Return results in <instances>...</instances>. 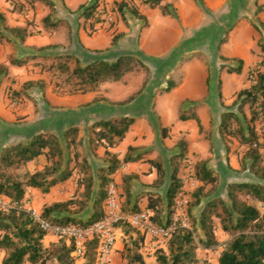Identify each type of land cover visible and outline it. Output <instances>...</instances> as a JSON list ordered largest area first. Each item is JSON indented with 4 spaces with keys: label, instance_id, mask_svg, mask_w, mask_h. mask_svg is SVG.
I'll return each instance as SVG.
<instances>
[{
    "label": "trees",
    "instance_id": "1",
    "mask_svg": "<svg viewBox=\"0 0 264 264\" xmlns=\"http://www.w3.org/2000/svg\"><path fill=\"white\" fill-rule=\"evenodd\" d=\"M33 3L36 0H28ZM50 8L51 13L44 17L48 23L55 10L53 0H41ZM151 8H158L163 15L179 20L177 8L170 2L163 0H143ZM100 0L85 5L81 15L87 20L92 19ZM15 8L22 10L23 2L13 0ZM115 9L127 18L143 19L147 25V17L139 7L130 0H116ZM264 12V4L255 2V16ZM252 25L262 37V31L255 20ZM0 25L23 40L26 28L7 26V18L0 11ZM228 35L220 40L225 42ZM115 39V38H114ZM261 39V38H260ZM115 42V40L113 41ZM261 59L250 71L251 83L241 89L233 104L244 114V107L248 105L250 117L244 123L234 111L225 110L221 115L219 134L229 149L230 140L234 139L239 148H243L240 157L242 170H249L264 181V43H259ZM194 56V55H193ZM36 56L25 58L11 57L10 62L15 65H26ZM44 60L36 64L42 72H46L53 90L59 94H79L97 91L101 84L122 80L125 75L135 71H143L145 77L138 91L119 103H129L141 94L148 85L152 70L142 59L133 54H122L114 60L96 59L84 63L74 53L64 52L54 57H42ZM222 59H227L225 56ZM238 66L226 67L230 73H241L243 59L236 58ZM8 69L0 65V76L7 75ZM49 83L43 79H30L22 83L21 88L13 91L11 99L18 97L31 98L34 93L45 94ZM222 81L219 80L218 96L222 106L228 108L223 101L221 90ZM177 86L173 78L168 80L167 86L161 87L160 92H170ZM98 100V99H97ZM181 120L194 119L199 130L203 124L196 110L180 111ZM136 119L130 116H115L108 119H97L89 126L88 135H82L80 127H68L63 133V139L51 130L41 129L26 139L9 143L0 151V195H3L21 206L31 188H37L43 193L63 184L76 175V190L74 195L64 201H57L44 205L42 216L53 223L89 226L105 215V202L108 186L114 180L113 175L123 163L138 160L132 157L133 147H129L123 160L113 151L124 140L126 134ZM162 137L167 136L168 127L160 123ZM179 152L171 157L172 175L166 198L154 192H147V210L150 218L158 225L170 223L174 213L175 198L183 186L181 165L188 155L189 143L181 138L177 141ZM104 148L102 158L107 162L105 167L97 170L99 189L93 197L94 174L88 159V153L98 157V150ZM240 150V149H239ZM39 165L33 170L29 165ZM152 168H156L158 177L156 185L164 182L165 171L159 159H151ZM196 173L200 185L192 193L189 204L190 227L174 231L172 237L164 247L155 249V264H213L198 254L200 247L214 249L221 246L217 264H264V183L251 181L230 182L226 186L225 195L216 192L219 186V175L209 164V158L196 162ZM132 175H125L121 184V199L123 208L128 212L140 211L137 196L131 204ZM123 196V197H122ZM92 206V213L87 219L78 214ZM202 205L199 216L194 215V209ZM123 232V248L121 250L125 264H147L142 248L146 234L130 223L123 221L117 225ZM220 231L228 235L221 242L218 238ZM47 234L33 219L28 209L24 207L0 209V250L4 251L1 264H77V256L72 242L58 239L45 244ZM96 240L87 243L82 264H95Z\"/></svg>",
    "mask_w": 264,
    "mask_h": 264
},
{
    "label": "crops",
    "instance_id": "2",
    "mask_svg": "<svg viewBox=\"0 0 264 264\" xmlns=\"http://www.w3.org/2000/svg\"><path fill=\"white\" fill-rule=\"evenodd\" d=\"M21 1L24 5L22 10H19L17 7L15 8L13 0H0V11L4 12L6 15L7 26L10 28H26L27 33L25 38L21 40L20 37L13 34L9 28L0 25V65H4L8 69V74L1 75V77L16 76L15 78H19L23 82L30 79H40L41 77L34 78L28 76L27 72L31 71L33 67L30 65V62L36 58L44 60L42 58L44 56L54 57L64 52L77 54L84 63H88L96 59L114 60L122 54H133L125 52L120 43H117L116 41L113 42L115 40L114 36L117 33L127 31H139V48L141 49L143 55H145L149 60L157 58L158 61L153 62V64L144 60V62L153 70V76L145 90L129 103L119 102L126 100L135 92L115 94V87H111L112 85L108 84L120 83L119 85H123V87H125L126 75L120 81L105 82L101 84L97 91L79 94H59L55 97L56 104L61 107L62 112L60 113L61 115L58 114L60 125L54 129L52 128L51 130L56 132L62 140H64V131L70 126L76 125L80 127L81 134L87 136L89 126L97 119H108L115 116H130L136 119L135 123L126 134L124 140L118 147L113 149V151L118 154L120 160L124 159L128 153L129 147L134 148L131 152V156L139 157L138 160L123 163L119 170L113 175V181L117 184L121 194L123 191L120 186L123 182V177L125 175L133 176L131 180V204H133L137 196H141L138 200L140 211H148V200L145 196L147 192L158 193L164 199L166 198V193L171 183L172 175L171 157L179 152V147L177 146V142L176 145L172 143V145L168 147L172 140L170 141L169 139V141H167L166 138L164 139L166 143H164L161 139L159 143L154 142L155 136L157 138L161 136L160 123L165 127L171 128L169 133L173 139L180 137L179 139L184 138L188 141L189 151L187 156L196 152L197 155L198 153L201 154L203 158L207 156V158L211 157V141L206 139L200 133L199 126L194 119L181 120L179 118V112L181 110H196L203 126L205 127H208L211 121H215L217 124L216 139H222L219 134V125L223 110L219 109L217 102L216 104H213L214 98L210 97V84L213 76L212 67L208 64V61L204 62L202 58H198L196 60L193 59L192 61L180 64L178 59L182 55V52H180L177 57L172 55L169 57L167 56L171 54L175 47L183 43L185 29L187 28V20L185 18V5L182 3L189 0L166 1L172 3L177 8L179 20L172 18L171 16L164 15L170 18L166 25V29L168 32H171V38L165 43V46L160 47L158 50H152L147 47L145 42L146 34L153 28V17L158 15L157 11L142 12L147 17V26H144L145 21L143 19L128 18V23L122 21L117 26L111 28L110 26L105 27V25L103 26L92 23L91 20H86L81 15L83 7L85 5L92 4L96 0H53L55 2V10L52 17L49 19V22L45 24L43 21L44 17L51 13V8L45 2L41 0H36L33 3H30L28 0ZM204 1L207 7L213 10L221 8L227 2V0ZM263 13L264 12H262L260 17L264 22ZM249 32L252 33L251 29H249ZM96 51H104L108 54L106 53L103 56L94 57L93 55ZM12 56L17 58L36 56V58L30 60L28 64L20 66L10 62ZM241 59L246 61L245 57H242ZM39 61L40 60L36 61V63ZM217 65L218 73L216 75V83L219 84V69L221 66L219 64ZM175 68H180V72L184 74L183 79L179 78V80H176L173 78V69ZM39 72H42L40 68ZM158 78L159 82L157 83L156 80ZM170 78L175 80L177 86L170 92L162 93L160 90L157 91V89H159L158 84L165 85L166 81ZM143 80L144 78L142 81ZM142 81H140L141 85L143 83ZM197 83L198 85H196ZM101 93L102 95H99ZM153 95L155 96L152 97ZM165 95H177L176 105L178 107V113L170 125L166 124L164 116L159 110L160 99ZM4 100V90L0 89V117L3 119L1 121L6 125V121L4 120H13L14 115H12V113H10L11 115L9 114V110L5 107ZM101 111L102 113H100ZM155 115L158 119V128L155 130V134H153L151 129L152 127L149 125L150 120H148V116ZM80 116L81 118L88 119L87 122H81L79 118ZM11 141L12 140L9 139L4 146ZM4 146H2V148ZM104 151V148L101 147L98 150V157L88 153V159L92 166L95 180L93 186V197L97 195L99 189L97 170L98 168L105 167L107 165V162L102 158ZM151 159H159L163 164L165 178L163 184L161 185H156L158 173L156 168H152L150 164ZM199 159L202 158L197 157V160ZM40 166L41 165H39V167ZM75 181L76 175H74L67 182L53 187L51 191L46 194L37 188H31L29 189L25 200L30 199L29 204H32L38 209H42L44 205L51 204L53 202L67 200L75 193ZM91 213L92 206L90 205L86 210L78 214V217L87 219ZM123 235V232L120 229H117V242L111 264H125V260L123 259L121 253L123 248ZM57 240L58 239L54 236L47 235L45 237V244L49 245L51 242ZM155 248L156 244L148 235H146L142 248V252L145 257L147 258V253H154ZM152 258L153 256L150 257V259ZM83 261L84 259L82 258L79 264H82Z\"/></svg>",
    "mask_w": 264,
    "mask_h": 264
},
{
    "label": "rangeland",
    "instance_id": "3",
    "mask_svg": "<svg viewBox=\"0 0 264 264\" xmlns=\"http://www.w3.org/2000/svg\"><path fill=\"white\" fill-rule=\"evenodd\" d=\"M115 1L113 0V5H115ZM131 3L137 7H139L140 11H151L158 12V15L153 17V28L146 34V45L152 50H158L160 47L165 46V43L169 41L171 38V32H168L166 29V25L169 22V17L161 14L158 8H151L149 5L144 3L143 0H130ZM167 0H163L166 2ZM181 1V0H180ZM259 1V0H258ZM189 2V3H187ZM185 3V18L187 28L185 29V37H183V43L175 47L171 54L167 55L177 57L180 52L182 55L178 59L180 64H184L186 62L192 61L193 59H203L204 62L208 61L210 66L212 67V81L210 84V97H213V104L218 103L220 110H231L236 112L245 123L246 118L250 117V110L248 105L244 107L245 116L237 109V105H234L233 102L237 97L238 92L249 86L251 77L250 71L256 67V64L261 59V49L259 46L260 40L264 43V22L261 20L260 14L259 19L255 16V2L256 0H227V2L219 9L213 10L205 4L204 0H189ZM259 2L264 3V0H260ZM116 22L110 25L111 28L117 26L120 22L124 21L128 23V18H133L128 15L127 18H124L118 9H115ZM264 14V13H263ZM252 20H255L259 25L262 31L261 34L255 30L252 25ZM144 26H147L144 24ZM109 27V26H105ZM251 29L252 33L249 32ZM132 33V34H130ZM140 32H120L117 33L115 37V41L120 43L123 47L122 49L125 52L133 53L135 56L140 59L151 62H157V58L148 59L145 55H143L141 49L139 48V38ZM129 35V36H127ZM227 38L225 42L220 44V40L225 37ZM261 38V39H260ZM183 50V51H181ZM94 57L103 56L107 52L104 51H96L94 52ZM103 53V54H102ZM108 54V53H107ZM194 55V56H193ZM225 56L227 59H222L221 57ZM38 57V56H37ZM245 57L246 61L243 59V68L241 73H230L227 71L228 66L236 67L238 66V61L236 58ZM33 60V59H32ZM44 61L41 58H36L35 60L30 62L32 65L31 71H28V76L34 78H45V80L49 83V77L46 72H39V65H36V61ZM160 60V59H159ZM225 64L226 67L224 69H219L220 76L219 80L222 81L221 90L223 94V101L228 108L222 106L221 101L218 96V86L216 83L217 78L216 75L218 73V65ZM148 65V64H147ZM149 66V65H148ZM150 67V66H149ZM151 68V67H150ZM152 70V69H151ZM173 78L176 80L183 79L184 74L180 72V68L173 69ZM233 74V75H232ZM231 75V76H229ZM153 76V70L151 73V78ZM228 76V77H227ZM16 76H0V89L4 90L5 97V107L9 110V114L12 113L13 120H4L6 121V125L1 121L3 120L0 117V151L2 150V146L11 139L12 142L18 141L20 139H26L32 136L37 130L42 128L51 130L52 128H56L59 124L58 114L62 112L61 107L56 104L55 97L59 95V93L53 91V87L49 84L45 94L40 92L34 93L31 98L28 97H18V103L16 105L13 104V100L11 99V94L13 91H17L21 88V83L23 82L21 79L15 78ZM145 77V73L143 71H135L128 73L126 75V86L119 85L120 83H108L111 84V87H115V94H123L125 92H136L141 87L140 81ZM163 77V76H162ZM226 77V78H225ZM150 78V81H151ZM225 78V79H224ZM149 81V82H150ZM225 81V83H224ZM143 82V81H142ZM159 82V78L156 80ZM166 84H158L160 90L161 86H167ZM195 84V82H194ZM198 85V83L196 84ZM121 88V91H120ZM192 88V87H189ZM99 95H102L99 94ZM153 95L152 97H154ZM177 95L173 96H163L159 102V110L160 113L164 116L167 125H170L173 120L176 118L178 113V107L176 105ZM153 100V99H152ZM215 107V106H214ZM102 113V111L100 112ZM11 115V114H10ZM148 120H150L149 125L152 127L153 134H155V130L158 128V119L157 116H148ZM81 122L86 123L88 119L79 117ZM203 130L200 133L209 141H211V157H209V164L215 170V172L219 175V186L217 190L218 195H225L226 186L230 182L236 181H251V182H262L264 181L258 178L255 174L250 172L249 170H242L240 164V157L242 155L243 148L238 147V143L236 140L232 139L229 142V149L224 144L223 140H217V124L215 121H211L208 127L203 126ZM171 128H168L167 136L161 138H157L155 136L154 142L159 143L160 139L163 140L164 143L166 141L172 140V142L168 145H176V142L180 138H175L170 135ZM52 131V130H51ZM8 134V135H7ZM9 138V139H8ZM163 138V139H162ZM169 143V142H168ZM9 142L6 144L8 145ZM5 145V146H6ZM4 146V147H5ZM240 149V150H239ZM190 157L194 159L196 162L197 157L203 156L201 154L194 152L191 155L187 156L186 159ZM196 157V158H195ZM186 159L182 162L181 165V176L185 170V162ZM38 164H31L30 168L34 169ZM200 185V184H199ZM195 191V190H194ZM192 196V195H191ZM192 198V197H191ZM30 199H27L29 201ZM27 207H33L32 204H27ZM202 205L196 207L194 209V215L199 216ZM38 209V208H36ZM42 212V209H38ZM128 212V211H127ZM51 236V235H48ZM56 238V237H55ZM218 238L221 242L228 238V235L223 231H220L218 234ZM58 239V238H56ZM166 243L159 244L155 249L160 247H164ZM221 251V246H218L214 249H204L200 247L198 249V254L202 258L208 259L211 263L217 264L218 257ZM4 255V251L0 250V264L2 261V257ZM147 264H155L154 253H147ZM150 259V257H152ZM77 264H79L81 257L77 258Z\"/></svg>",
    "mask_w": 264,
    "mask_h": 264
},
{
    "label": "built area",
    "instance_id": "4",
    "mask_svg": "<svg viewBox=\"0 0 264 264\" xmlns=\"http://www.w3.org/2000/svg\"><path fill=\"white\" fill-rule=\"evenodd\" d=\"M92 19L96 24L103 26H110L115 23L116 15L113 0H100ZM17 103L18 100L13 98V104L16 105ZM181 177L183 186L175 198L172 220L169 224L163 226L151 220L149 211L141 210L132 213L125 211L121 192L114 181L108 186L104 217L85 227L50 222L42 216V213L38 209L27 207V204H29L27 200H24L21 206L18 202L0 195V209L8 210L16 207L28 209L33 219L47 235L72 242L75 248L74 254L77 257L84 255L87 243L90 240H96L95 264H111L117 242V225L120 222L126 221L140 229L152 239L156 246L166 243L172 237L175 230L190 227L188 208L191 195L200 184L194 159L190 157L186 159L185 170Z\"/></svg>",
    "mask_w": 264,
    "mask_h": 264
}]
</instances>
